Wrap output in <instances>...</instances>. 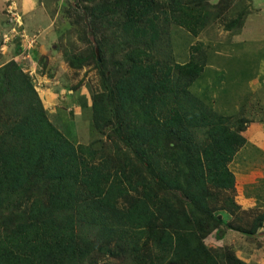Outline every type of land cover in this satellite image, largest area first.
I'll return each mask as SVG.
<instances>
[{"label":"trees","instance_id":"1","mask_svg":"<svg viewBox=\"0 0 264 264\" xmlns=\"http://www.w3.org/2000/svg\"><path fill=\"white\" fill-rule=\"evenodd\" d=\"M74 1L62 2V13L89 47L66 58L74 69L94 63L99 74L78 114L91 111L97 136L71 140L22 62L0 66V264H249L231 245L206 242L231 228L263 250L264 209L242 210L230 194L249 119L198 94L211 57L198 38L211 23L239 30L250 7ZM181 32L196 38L186 61L172 40ZM220 210L233 218L225 222Z\"/></svg>","mask_w":264,"mask_h":264},{"label":"rangeland","instance_id":"2","mask_svg":"<svg viewBox=\"0 0 264 264\" xmlns=\"http://www.w3.org/2000/svg\"><path fill=\"white\" fill-rule=\"evenodd\" d=\"M37 1L38 2L35 0V2L38 3L37 10L35 11L37 20L35 24L30 25L31 27L36 26L37 30L32 32L35 27L29 29L26 22L29 23V17H33L30 16L33 10L26 14L24 4H22L20 0H11L9 2H6V0H0V9H4L5 16L7 17L6 19L11 24L9 25L7 22L9 25L8 28L1 29L0 32L12 34L13 29L15 28L17 30V26L20 25L18 22L17 25L15 21L8 20L10 15L7 13V3H11L14 7L19 8L21 20L22 23H24L22 27H19L24 29L26 33L41 31V39H44L45 42L49 43V49L47 48V50L52 56L50 59V65L48 60L49 54L43 56L45 57V64L48 65L47 70L52 73V75H57V78L60 79L61 82V85L53 83L51 86H44L43 89L45 90V94L44 92L41 94L45 100L46 106L50 110L51 118L71 140L77 141L86 138L93 140L97 134L92 131L91 111L85 110L83 115L79 116V113L75 114L74 112H71V109H68L72 104L69 103V101L75 97L73 95H68V90L71 87H77V89H79L78 93L79 91L80 93L84 92L89 100H92L93 93L100 88L99 74L97 73L94 63L84 66L81 69H74L69 65L66 58V51L81 54L89 47V42H87L85 37H81L82 32L77 30V23L70 22L74 25H70V23L68 25V19L64 18L62 13V2L66 0ZM71 1L72 3H75L74 0ZM245 5L250 7V10L242 28L232 32L224 29L223 25L211 23L198 38L208 45L209 56H211L208 62L209 66L205 70V76L198 79V81L201 80L205 83L209 78V85L208 87H204L203 91L205 93L200 92L198 94L209 99L218 112L238 116L240 114V109L238 110V108L244 102L241 109H245L246 113L244 112V115L248 119H251L250 116L253 117L254 115H261L260 118H264V72L261 70L264 65V0H241L240 7ZM45 14H48L49 16H46ZM75 19L78 22L81 21L78 20V16L77 18L75 17ZM45 35H47L46 38H44ZM179 35L184 36L185 38H178V34L172 35L176 52H180V55L178 53V57L177 55L175 57L177 60L181 59L182 61H186L189 60L190 57L188 46L192 38L194 40H196V38L191 34L186 36L182 32L179 33ZM1 37L3 40L2 34ZM90 38L93 42L96 41L95 36L91 34ZM12 39L11 41L15 40L14 38ZM16 40L18 43H21L19 38H16ZM34 46L38 47V44L35 43ZM7 47L8 46L5 45L1 52L7 51ZM42 60L43 59L41 58V61ZM51 65H53L52 67H54V69L51 68ZM198 81L192 86L195 93H197L196 86ZM260 83H263V85ZM206 84H208V82ZM55 85H57L58 88H55L57 87ZM63 86L64 89H62ZM59 87L66 93V96L63 95L64 98H61L60 94L56 96V93L60 92ZM209 93L210 96L208 95ZM64 99H66L68 103H64L66 101L63 102ZM79 103L76 101V105H79ZM78 108L77 110H79ZM53 115H56V117ZM260 143L264 144L263 141H260ZM255 154L256 153L249 145L243 147L237 153L235 157V167L236 171L239 173V180L236 190L230 192V194L236 198L238 204L240 203L239 205L242 210L251 209L253 211L256 210L262 212V207L259 209L249 208L238 200V196L241 194L240 191H242L244 186L248 184L253 172H256L255 167L258 165L251 162ZM261 158L264 157L260 155L258 162ZM249 160L251 163H249ZM232 166L234 167L233 163ZM257 179L258 178L254 179V182L250 184V186H254L250 189H252L251 194L257 195V199L259 200L260 191L263 190H261V188L257 189L259 186L256 183ZM261 231L264 232V226L261 228ZM233 235V237H229L226 240L221 239V241H219L220 245H231L238 255L245 259L249 264H264V248L261 250V248L258 247L257 242L250 240L241 232L235 231L234 234L233 231ZM220 238H222V236ZM259 239L264 242V235H260Z\"/></svg>","mask_w":264,"mask_h":264},{"label":"crops","instance_id":"3","mask_svg":"<svg viewBox=\"0 0 264 264\" xmlns=\"http://www.w3.org/2000/svg\"><path fill=\"white\" fill-rule=\"evenodd\" d=\"M20 2L22 4H24V9L26 10L25 11L26 14L30 13V11L33 10V12L30 15V16H33V17H29L30 18L29 19V23L26 22L27 27L29 29L35 27V29H33L32 32L37 30L36 26L31 27L30 25L36 23L37 19H36L35 11L37 10L36 8H37L38 3H36V2H38V1L36 0V2H35V0H20ZM44 13H45V11H44ZM46 16H49V15L47 14ZM6 18L7 17L5 16V11H4L3 8H1L0 9V30L8 28L9 25L7 24V19ZM46 36L47 35H45L44 38H46ZM8 45L9 46L7 48L8 49L7 51H4V52L0 51V54H1L0 66L5 64L6 62H8L10 59H15V58L19 59L18 54H15V48H17V46H19L18 41L16 43H15V41H11ZM48 45H49L48 42H45L44 39L40 38V40L38 42V47L36 46L31 51V59H32L31 63L33 64V68H34V71H35V76H36V79H38L40 81V83H41L40 86H37V89L39 90L40 95L43 94V92L45 91L43 89L44 86L48 87V86H51L53 83L54 84H60L61 83L60 79L57 78L58 77L57 75L54 76V75H52V73L48 72V70H47V66L48 65L44 64L41 61V58L43 56H45L46 54H49L48 55V58H49L48 60H49V65H50V62H51L50 59L52 58V56H51V53L47 50ZM52 66L53 65H51V68L54 69V67H52ZM261 70L264 72V65L262 66ZM263 83H260V84L263 85ZM55 86H57V85H55ZM55 88H58V86L55 87ZM259 88H261V87H259ZM62 89H64V86L62 87ZM62 89L60 88V92L56 93V96H58L60 94L61 98H64L63 95H65L66 93ZM44 94H45V92H44ZM68 95H73V90L69 89L68 90ZM81 95H84V96L87 97V95L84 94V92L80 93V91H79L78 95H76V96H75V94L73 95L75 97L72 98V100L69 99L70 100L69 103H72V104H71V106H69L68 109H71V112H74L75 114H78V113L82 112L81 106H79L82 103V101H83L82 100L83 96H81ZM41 97H42V99L44 101V104H45V100H44L43 96H41ZM65 100L66 99H64L63 102ZM76 101H77V103L80 102L79 105H76ZM64 103H68V101L66 100ZM242 105H244V102L239 106L238 110L239 109L241 110V106ZM45 106H46V104H45ZM78 107H80V108H78ZM46 108L49 110V108L47 106H46ZM77 108L79 110H77ZM49 112H50V110H49ZM52 114H54V113H52ZM250 117H251V119H249L248 128H247L248 140H247L246 144L243 147L248 146V145L252 147V149L254 150V152L256 154L254 155V157H253L251 162L253 164L256 163L258 166L255 167V169H256L255 171L256 172H253V174L251 175V179L248 182V184L244 186V189L242 191H240L241 194L238 196V200H239V202L244 203L245 205H247V207H249V208H258L259 209V208L262 207L264 209V158H261L259 160V162H258V158H259L260 155H262L264 157V144L260 143V141H263V143H264V118H260L261 115H258V116L254 115L253 117L252 116H250ZM251 157H252V155H251ZM251 162L249 160V163H251ZM232 163H233L234 167L232 166ZM232 163H231V168L234 171V173L236 174V187H237L238 180H239L238 179L239 173L236 171V167H235L236 159H234L232 161ZM256 178H258L256 180L257 181L256 183H257V185H259L257 189L261 188V190H263V191H260L259 200L257 199V195L251 194L252 193V191H251L252 189H250L251 187H254V186H250V184L253 183L254 179H256ZM235 200H236V198H235ZM218 213H220L222 215V217L225 220V222H229L233 218V215L230 214L229 212H227L226 210H220ZM233 231H234V234H235L236 230H233L231 228L226 229L225 232H222L220 236H218L214 232V233L210 234L207 237L206 242L210 246H214V247L221 246L219 241H221V239L222 240H226L229 237H233L234 236L233 235ZM236 232H238V231H236ZM221 236H222V238H220ZM223 236H224V238H223ZM210 240H212V241H210Z\"/></svg>","mask_w":264,"mask_h":264},{"label":"built area","instance_id":"4","mask_svg":"<svg viewBox=\"0 0 264 264\" xmlns=\"http://www.w3.org/2000/svg\"><path fill=\"white\" fill-rule=\"evenodd\" d=\"M7 2L11 1V0H6ZM7 13L8 15H10V21H15L16 24L18 22V24H20L19 26H22V20H21V14L18 11L17 7H14L13 4H8L7 6ZM17 24V25H18ZM17 26V30L14 28L13 29V33L12 34H8V33H0L3 36V45H2V49L3 47H5V45L8 44L9 41H11L12 38H15L17 35L21 38V62L22 65L24 66L23 68L33 77V79L36 81V86H40L41 83L38 79H36L35 76V71L33 68V64L31 63V55H30V51L31 49H33L35 46L34 44H38L37 42L39 41V36H40V32H34L32 34L30 33H26L24 31V29H22L21 31L18 30Z\"/></svg>","mask_w":264,"mask_h":264},{"label":"clouds","instance_id":"5","mask_svg":"<svg viewBox=\"0 0 264 264\" xmlns=\"http://www.w3.org/2000/svg\"><path fill=\"white\" fill-rule=\"evenodd\" d=\"M12 1H13V0H12ZM6 2H7V1H6ZM8 4H9V3H7V6H8ZM17 8H18V7H17ZM6 11H7V10H6ZM18 11H19V8H18ZM19 13H20V12H19ZM20 14H21V13H20ZM7 16H8V15H7ZM8 20H9V19H8ZM7 22L9 23V21H7ZM23 24H24V23H23ZM21 27H22V26H21ZM37 32H39V31H37ZM0 33H1V32H0ZM30 34H32V33H30ZM40 38H41V31H40L39 40H40ZM14 39H15V38H14ZM12 40H13V39H12ZM2 41H3V40H2V37H1V34H0V45H1V44H2V45L4 44ZM14 41L16 42L17 40L15 39ZM9 42H10V41H9ZM9 42H8V44H9ZM20 42H21V39H20ZM38 42H39V41H38ZM8 44H7V46H9ZM2 45H1V47H2ZM19 46H21V43H19ZM7 48H8V47H7ZM34 48H35V47H34ZM34 48H33V49H34ZM33 49H31V51H32ZM1 50H3V49L0 48V51H1ZM15 50H16V49H15ZM31 51H30V55H31ZM20 54H21V53H20ZM20 54H19V56H18L19 59H17V60H19V64H21V57H20ZM31 60H32V59H31ZM24 70H25V69H24ZM25 71H26V70H25Z\"/></svg>","mask_w":264,"mask_h":264},{"label":"water","instance_id":"6","mask_svg":"<svg viewBox=\"0 0 264 264\" xmlns=\"http://www.w3.org/2000/svg\"><path fill=\"white\" fill-rule=\"evenodd\" d=\"M96 52L98 53V49L96 48ZM99 57V56H98ZM264 235V232L260 231L256 236Z\"/></svg>","mask_w":264,"mask_h":264}]
</instances>
